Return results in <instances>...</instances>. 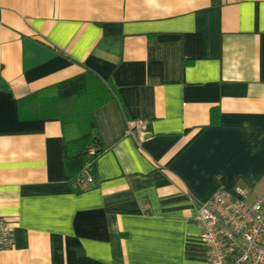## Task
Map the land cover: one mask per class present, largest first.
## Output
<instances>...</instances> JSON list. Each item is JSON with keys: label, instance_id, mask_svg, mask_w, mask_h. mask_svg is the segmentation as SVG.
I'll list each match as a JSON object with an SVG mask.
<instances>
[{"label": "crops", "instance_id": "obj_1", "mask_svg": "<svg viewBox=\"0 0 264 264\" xmlns=\"http://www.w3.org/2000/svg\"><path fill=\"white\" fill-rule=\"evenodd\" d=\"M85 71L115 97L76 192L60 122L18 100ZM218 190L264 199V0H0V264H209Z\"/></svg>", "mask_w": 264, "mask_h": 264}, {"label": "trees", "instance_id": "obj_2", "mask_svg": "<svg viewBox=\"0 0 264 264\" xmlns=\"http://www.w3.org/2000/svg\"><path fill=\"white\" fill-rule=\"evenodd\" d=\"M114 97L110 86L85 71L18 100L21 118L60 122L64 135V168L76 192L86 191L94 181L95 163L104 151L94 112Z\"/></svg>", "mask_w": 264, "mask_h": 264}, {"label": "built area", "instance_id": "obj_3", "mask_svg": "<svg viewBox=\"0 0 264 264\" xmlns=\"http://www.w3.org/2000/svg\"><path fill=\"white\" fill-rule=\"evenodd\" d=\"M143 128V121H134L126 135L134 138ZM246 199L241 190L237 197L218 190L200 205L196 222L209 264H264V199L251 204ZM10 241V229L0 216V251L8 249Z\"/></svg>", "mask_w": 264, "mask_h": 264}]
</instances>
